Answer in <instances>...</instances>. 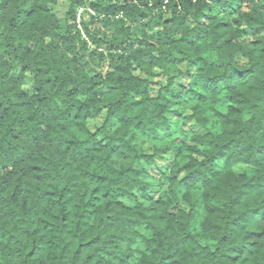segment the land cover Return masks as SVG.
<instances>
[{
  "label": "trees",
  "instance_id": "1",
  "mask_svg": "<svg viewBox=\"0 0 264 264\" xmlns=\"http://www.w3.org/2000/svg\"><path fill=\"white\" fill-rule=\"evenodd\" d=\"M57 1L0 0V264H264V0Z\"/></svg>",
  "mask_w": 264,
  "mask_h": 264
},
{
  "label": "rangeland",
  "instance_id": "2",
  "mask_svg": "<svg viewBox=\"0 0 264 264\" xmlns=\"http://www.w3.org/2000/svg\"><path fill=\"white\" fill-rule=\"evenodd\" d=\"M50 8H51V10L57 15V16H60V17H62V15H63V13L67 10V8H68V3L66 2V1H64V0H58L55 4H53V5H50ZM82 15H84V20H86V21H88V19H89V14L90 13H84V11L81 13ZM98 25L97 24H95V27H97ZM79 27H80V25H79ZM81 29V28H80ZM81 33H83V32H81ZM179 67H180V69L181 70H183V71H185L186 69H187V66L185 65V64H180L179 65ZM160 72V70H158V69H155L154 70V74H155V76L154 77H151V78H149V77H147L144 73H138V72H136V74L137 75H139L140 77H142V78H146L147 80H148V84H147V88H148V92L150 93V94H152V95H154L156 92H157V90H158V87L161 85V84H163L164 83V77L162 76V74L161 73H159ZM31 81H30V78L29 77H26V79H25V82H24V85H23V88L25 89V90H29V88H30V86H31V83H30ZM187 80H183V85H186L187 86ZM189 114V112H185V111H181L180 112V115H181V117H184V116H186V115H188ZM172 120H173V122H178V119L177 118H172ZM101 122H102V117H99V118H97V119H94V120H90V121H88V124H87V126H88V128L91 130V131H95V129L97 128V127H99L100 125H101ZM187 122V121H186ZM186 125V127L187 128H189L191 125L189 124V123H185ZM171 160H172V156H168L167 158H165V159H162L161 160V162L160 163H158V166H160V165H165V164H170V162H171ZM243 166H237V167H235V172L236 173H241L242 171H243Z\"/></svg>",
  "mask_w": 264,
  "mask_h": 264
},
{
  "label": "built area",
  "instance_id": "3",
  "mask_svg": "<svg viewBox=\"0 0 264 264\" xmlns=\"http://www.w3.org/2000/svg\"><path fill=\"white\" fill-rule=\"evenodd\" d=\"M82 12H83V9H79V11H78V20H77V22L79 21V15H80ZM88 12H89L90 14H93L92 11H90V10H88Z\"/></svg>",
  "mask_w": 264,
  "mask_h": 264
}]
</instances>
